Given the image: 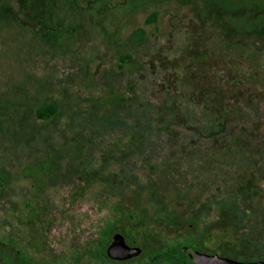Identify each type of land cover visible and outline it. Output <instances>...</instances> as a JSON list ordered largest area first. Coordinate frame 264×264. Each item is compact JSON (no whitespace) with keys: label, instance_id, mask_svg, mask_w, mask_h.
<instances>
[{"label":"rangeland","instance_id":"1","mask_svg":"<svg viewBox=\"0 0 264 264\" xmlns=\"http://www.w3.org/2000/svg\"><path fill=\"white\" fill-rule=\"evenodd\" d=\"M179 1L0 4V240L32 264H142L155 243L173 237L208 254L264 260V35L224 36V27L240 33L256 18L243 11L256 0H205L202 23ZM120 53L131 57L122 68ZM185 99L197 107L194 121L209 118V107L247 117L229 114L198 130L181 111ZM50 102L59 106L55 118L37 120L35 108ZM234 128L263 148L253 159L262 168L257 184L246 181V212L215 213L211 205L240 189V180L177 197L171 165L186 161L185 152L218 148ZM132 134L137 147L122 154L120 143ZM106 221L141 247L137 258L81 257Z\"/></svg>","mask_w":264,"mask_h":264},{"label":"trees","instance_id":"2","mask_svg":"<svg viewBox=\"0 0 264 264\" xmlns=\"http://www.w3.org/2000/svg\"><path fill=\"white\" fill-rule=\"evenodd\" d=\"M31 1V0H30ZM29 0H0V4H4L5 6H16L19 8L20 6H23L26 4H30ZM162 1H168L171 3H174V0H159ZM179 1V0H176ZM155 2V1H152ZM151 3V1L149 2ZM207 5L205 3V0H185L184 2L179 1V5L181 7L188 8L192 13H194L196 19L202 23L204 21V17H201V9L204 8V6ZM245 9L243 10L244 13L248 12V10H253L254 12H258V15L255 19H253L251 22L249 21L248 24H245L244 26H241L240 33L235 32L231 30L228 27H224L225 30V37L230 42H243L246 40H249L250 36L253 34L257 35H264V0H256V2L252 3H245ZM257 6V7H256ZM130 7L134 8V4H131ZM235 6L230 5L228 9V13L232 16L233 13H235ZM261 8L262 11L259 10ZM262 12V13H259ZM213 16L215 17V13L211 12L209 16V23L212 21H215ZM211 23V24H212ZM208 24V23H207ZM211 26L210 24H208ZM238 37H241L240 39H237ZM245 38L242 40V38ZM237 39V40H236ZM130 54H122L118 56V63L117 67L122 68V66L126 63L127 60H129ZM181 104V106H180ZM179 106L181 108V111H183L190 121L197 124L198 130L208 129L212 128V126H215L217 123V119L228 117L229 114H232L235 118V113L240 115L241 120H245L244 118L247 117V114L242 115V111L239 112V110L236 108L235 110L231 108L230 106H223V109L221 110L218 115L214 114L213 110L209 107V118H206L202 116L201 114H198L196 117L191 118L190 111L192 112V109H196L197 107L194 106L193 103H190L187 99L181 100ZM201 105H204L206 103H200ZM59 106L56 102H50L43 105H39L34 110V115L37 120L39 121H49L51 119H54L55 116L58 113ZM200 113V112H199ZM211 118V119H210ZM210 119V120H209ZM209 120V121H208ZM235 121H238V118L233 119ZM242 122V121H241ZM239 122H237L238 124ZM243 125V123H242ZM238 126V125H237ZM139 141V136L132 134L131 138H127L125 140L121 141V147L120 151L122 154H125V152L132 151V149H135L137 147V143ZM246 141L244 138L239 135V132L237 128L233 129L232 135L226 136L224 138L223 143L218 148H202V149H194L189 152H185L182 154L183 158L186 159H177L176 164H172L171 167L173 170H175L176 173V183L180 184V188L175 192V195L177 197H180L181 194H183L184 190H196L201 188H206V185L209 183H224L226 184L227 188L231 186V182L234 179V181H243L245 184L240 186V189L238 190H231V193H228V195L221 197L216 202L214 199L211 201L212 209L215 211V213H221V212H235V216L238 217L240 214H243L242 212H246L244 210L243 205L250 202L251 195L249 197V193L246 195V191H250L251 189L246 185V181L251 184H257L258 180L256 179V175L259 176V173H261V166H259L254 158L259 156V151L262 152L263 148L261 147L260 143L256 144H246ZM205 146V145H204ZM258 151V152H256ZM188 154H192V157H190ZM261 155V154H260ZM260 157V156H259ZM40 164V165H39ZM36 164L37 166L44 165V163ZM50 165H53L51 163H47ZM205 164V167L202 166ZM264 164V163H263ZM185 166L191 167V172L189 174L184 173L186 171ZM55 167V166H54ZM249 168L253 171L254 176H249L245 173L246 169ZM244 170V172H242ZM42 171L45 173L44 169H40L37 171V174L42 173ZM255 171V172H254ZM255 173V174H254ZM262 174V173H261ZM242 175V176H241ZM264 176V174H262ZM233 181V182H234ZM242 197H247V200L240 199ZM224 198V200H223ZM223 200V201H222ZM27 207L29 204H26ZM114 211V208H113ZM133 216L130 215V218ZM160 223V222H159ZM160 225V224H159ZM161 227H164V224L160 225ZM177 227V226H176ZM178 229V228H177ZM115 230L114 223L112 221H106L105 227L102 229L100 235L98 236V239L95 241H91L92 243L91 247L89 245V248L87 251H83L81 253V257H89V259L94 261L104 260L110 262L111 260L107 258L105 255V247L108 244L110 235ZM159 233V234H158ZM157 234L162 237V233L160 231H157ZM127 236V235H126ZM164 236V235H163ZM227 236V235H226ZM227 237H233L232 235H229ZM129 238V236H128ZM173 237V239L162 242L161 240L158 243H155L153 246V250L147 252V260L145 263L142 264H194L188 257L187 251L193 249V250H199L197 246L186 240L180 241V239ZM131 243H135L134 240L130 239ZM80 258V256H78ZM26 257V254H23L22 251L18 249H13L9 246L8 242L0 241V264H28ZM255 256L250 255V260H254ZM27 260V261H26ZM77 260V259H76ZM256 260V259H255ZM77 263V262H76Z\"/></svg>","mask_w":264,"mask_h":264},{"label":"water","instance_id":"3","mask_svg":"<svg viewBox=\"0 0 264 264\" xmlns=\"http://www.w3.org/2000/svg\"><path fill=\"white\" fill-rule=\"evenodd\" d=\"M139 253L140 249L138 247L127 246L120 234H115L106 248L107 257L113 260L128 259L137 256ZM187 255L194 264H264V260L248 262L238 261L229 257L208 254L199 250H191Z\"/></svg>","mask_w":264,"mask_h":264},{"label":"flooded vegetation","instance_id":"4","mask_svg":"<svg viewBox=\"0 0 264 264\" xmlns=\"http://www.w3.org/2000/svg\"><path fill=\"white\" fill-rule=\"evenodd\" d=\"M0 186H2V183L0 182ZM77 191V192H76ZM81 191V187H78L76 190H75V193H79ZM26 204H29V203H26ZM25 204V205H26ZM30 205V204H29ZM27 206V205H26ZM25 221V220H24ZM105 225H106V222H105ZM103 229V228H102ZM102 229H100V231H99V234L97 235V237L100 235V233H101V231H102ZM45 232L44 231H40V234L42 235L41 237H43L45 234H44ZM115 234H120V235H122V237H123V239H124V242L126 243V245L127 246H129V247H138V246H136L135 245V243L133 244V243H131L130 242V240H129V238H128V236H126V234H123V233H120V232H117L116 230H114L113 231V233L110 235V238H109V241H108V244L106 245V247H105V255H106V248L108 247V245L110 244V242H111V240H112V237L115 235ZM43 241V246L40 248V250H45V247H44V245L46 244V242H45V240L44 239H42ZM0 241H2V240H0ZM10 243V242H9ZM16 249H18V250H20L17 246L15 247ZM139 248V247H138ZM141 248V247H140ZM139 248V249H140ZM191 250H193V249H191ZM190 250V251H191ZM140 251H141V249H140ZM190 251H187L186 253L188 254ZM20 252H21V250H20ZM141 253H139L138 255H140ZM138 255L137 256H134V257H131V258H128V259H124V260H113V259H110L109 257H107L108 259H110L111 261V263H128L130 260H132V259H134V258H137L138 257ZM107 256V255H106ZM27 257V256H26ZM28 258V257H27ZM28 260V261H27ZM26 261H27V263L28 264H32L31 263V261H30V259L28 258Z\"/></svg>","mask_w":264,"mask_h":264}]
</instances>
